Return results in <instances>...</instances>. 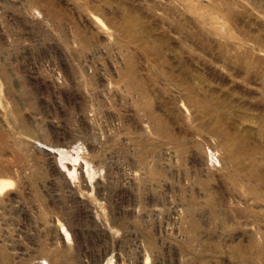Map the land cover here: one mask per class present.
Returning a JSON list of instances; mask_svg holds the SVG:
<instances>
[{
    "label": "rangeland",
    "instance_id": "374dc122",
    "mask_svg": "<svg viewBox=\"0 0 264 264\" xmlns=\"http://www.w3.org/2000/svg\"><path fill=\"white\" fill-rule=\"evenodd\" d=\"M0 180V264H264V0H0Z\"/></svg>",
    "mask_w": 264,
    "mask_h": 264
},
{
    "label": "bare ground",
    "instance_id": "6f19581e",
    "mask_svg": "<svg viewBox=\"0 0 264 264\" xmlns=\"http://www.w3.org/2000/svg\"><path fill=\"white\" fill-rule=\"evenodd\" d=\"M12 183L6 181V180H0V192L5 191L11 186ZM148 260V259H147ZM146 260V261H147Z\"/></svg>",
    "mask_w": 264,
    "mask_h": 264
}]
</instances>
